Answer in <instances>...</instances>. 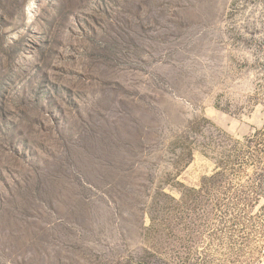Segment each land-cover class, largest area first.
<instances>
[{
	"label": "rangeland",
	"instance_id": "rangeland-1",
	"mask_svg": "<svg viewBox=\"0 0 264 264\" xmlns=\"http://www.w3.org/2000/svg\"><path fill=\"white\" fill-rule=\"evenodd\" d=\"M0 264H264V0H0Z\"/></svg>",
	"mask_w": 264,
	"mask_h": 264
}]
</instances>
